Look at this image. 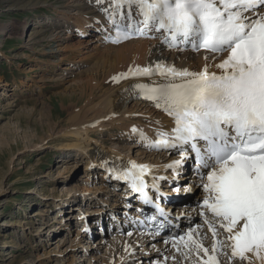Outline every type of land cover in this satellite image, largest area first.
<instances>
[{
  "label": "rangeland",
  "instance_id": "374dc122",
  "mask_svg": "<svg viewBox=\"0 0 264 264\" xmlns=\"http://www.w3.org/2000/svg\"><path fill=\"white\" fill-rule=\"evenodd\" d=\"M85 1L0 0V264H106L109 253L112 264H179L175 261V256L180 254L179 246L174 247L173 239L166 238V234L159 233L153 239L147 238L143 244L141 241L135 244V233L129 232L132 226L123 229L125 223L133 220L129 214L120 212L128 197L117 194L123 195V185L103 183L101 168L91 169L73 149L59 148L74 138L60 136L71 122L72 100L78 99L75 111H81L90 98L88 93L81 96L82 82L94 78L95 82H91L97 86L104 81V72L96 63L102 50L108 44L119 49L121 44L136 39V44H142L150 51L158 37L150 34L112 43L105 39L112 30L97 22L98 12ZM79 5L89 12L83 11V22L74 26L75 15L81 12L77 9ZM65 14L74 22L72 29H56L54 24L62 22ZM89 17L90 22H87ZM4 25L7 27L2 29ZM149 51L145 54L151 60L153 55ZM172 54L165 55L164 59L170 62ZM225 54L216 59L215 64ZM137 64L135 57L130 60L129 67L135 68ZM143 78L128 77L112 84L109 81L105 87L110 89L116 83L128 84L129 80L137 82ZM99 94L102 93L97 92ZM134 101L126 102L129 113L134 111ZM141 112L163 118L157 111ZM132 117L126 115L122 120L112 122L105 118L103 129L94 131L89 139L136 162L154 164L155 158L161 155L157 159L163 162L172 155L178 156L176 151L150 149L141 143L133 128L146 134L150 131L149 125L139 121L135 114ZM152 159L155 161L150 162ZM166 171L168 176L174 174L171 169ZM163 175L165 173L160 172L159 177ZM112 179L115 180L113 176ZM190 179L188 170L180 183L182 181L187 187ZM112 203L117 206L111 207ZM187 205L192 208L197 204ZM191 208L179 214L183 222L178 221L176 225L192 229L202 223L199 212H193ZM129 212L139 211L132 208ZM101 214L107 215V222L113 224L110 229L98 222L97 217ZM124 216L126 222L122 219ZM87 218L94 219L92 228L84 225L85 231L81 233L82 228L77 235V228ZM117 224H121L120 229L112 231ZM105 228L107 234H104ZM117 233L121 238L113 239ZM198 236L203 238L200 233ZM166 241L171 250L164 252L162 242ZM202 242L209 249L204 239ZM86 243L89 247L85 249ZM234 259L241 260L239 257ZM222 261L220 264H227Z\"/></svg>",
  "mask_w": 264,
  "mask_h": 264
},
{
  "label": "snow or ice",
  "instance_id": "6c2138e0",
  "mask_svg": "<svg viewBox=\"0 0 264 264\" xmlns=\"http://www.w3.org/2000/svg\"><path fill=\"white\" fill-rule=\"evenodd\" d=\"M112 32L105 37L113 43L156 33L169 49L203 50L219 59L209 71L207 62L199 71L177 68L162 61L146 67H129L113 80L145 77L149 83H135L126 91L151 102L174 121L170 132L156 130L151 140L133 128L141 143L150 149L176 151L179 159L165 165L177 169L187 160L194 161V174L206 195L200 206L212 214L205 218L213 233L211 254L193 229L173 236L174 247L203 253L198 264H220L224 241L217 239L213 220L228 233L231 256L252 264L251 254L264 264V0H96ZM107 4L105 7L104 5ZM153 76L159 79L151 80ZM159 124V121H156ZM153 165L128 161L117 171L144 203H155L146 189L156 190L158 179L149 185L146 175ZM191 187L183 191L190 192ZM181 191V189H177ZM206 216L204 211L199 213ZM162 229L171 221L169 213L156 205L150 219ZM199 228V226H197ZM159 234V232H157ZM167 243V241H166Z\"/></svg>",
  "mask_w": 264,
  "mask_h": 264
},
{
  "label": "bare ground",
  "instance_id": "6f19581e",
  "mask_svg": "<svg viewBox=\"0 0 264 264\" xmlns=\"http://www.w3.org/2000/svg\"><path fill=\"white\" fill-rule=\"evenodd\" d=\"M85 2L90 4L89 6L94 7L93 8L94 11L98 12L99 17H97V18H99V19L97 22H100L102 24V27L110 28L107 20L102 17L103 14L100 11V6L97 5V3H96V0H86ZM104 6L106 7L107 4H105ZM77 9L81 11V12L78 11L80 13H78V15H75V22L77 24L75 23V25H74V22H72L73 20L71 21L70 17L67 14H65L62 17V20H61L62 22L57 21L56 24H54L56 29H60V27L72 29L73 25L78 26L79 22L80 23L83 22V18H85L84 17L85 13L83 11H86V12H89V11L87 10L86 7L80 6V5L77 6ZM261 11H264V10H261ZM87 22H90V17H89V19L87 18ZM42 24H45V22H42ZM6 27L7 26L4 25L1 28L3 29ZM157 36L158 37L155 41V44L153 45V47L151 48L150 51H149V48H146V46L143 47L142 44H136L135 43L136 39L132 40L130 42L121 44L120 46H118V47H120L119 49L116 48V46H113L112 44H108L105 47V49L102 50L103 52H101L100 58H98L96 61V63L100 64L99 68L101 69V71L104 72V81H101L100 84L97 83V86H94V82H95L94 78L87 79L85 81V83L82 82V85L79 89L80 94L82 96L83 94L86 95V93H88V96L90 98L88 99L87 104L82 107L83 109L81 111H75L76 109H78L77 108L78 99H75V101L72 100V102H74V103L71 105L72 110H70V113H69L70 114L69 119L71 122H70V124H68L66 126L65 130L61 132L60 136L61 137L74 136V138L67 140L66 143L64 144V146L59 147V148L63 149V150H72L73 149L75 152H77L80 155L79 156L80 158L83 157L85 159L84 160L85 165L89 166L91 169H96V166L101 168L102 172H101L100 178L103 180V183L104 182L105 183L111 182V183H113V186H114L115 185L114 183H116V181H113L111 177L113 174H115V173L117 174V171H115V170H119L122 165H127L128 161H135V160H132L130 158H126V156L123 154L120 155L118 151H115V150L112 151V149H110V148L103 147V143H98L96 141L89 139L91 134L94 133V131L97 132V131H101L103 129V126L105 125L103 120L105 118H108L109 121L112 122V121L122 120L123 118H125L126 115H130L131 118H133L132 115L135 114V116H137V119L139 121L148 123L150 131H148V132L145 131V132L148 135L149 139L151 138V140H155L157 138L155 135L157 129H161L163 131L170 132L172 127H174L173 119L171 117H169L166 113H164L161 109H157L151 102L146 101L143 98H136L135 96L131 95L129 91H126V89H128L129 86L132 84L149 83L150 80L148 78H143L137 82H132L131 80H129L128 84L127 83H121V84L116 83L112 87H110V89L105 87L106 83H108L109 81H110V84H112L113 82L115 83L116 80H113V77L117 76V73L119 71L122 72L124 70H128L127 68L130 66V60L135 59V57L138 59L137 66L140 65V67H142V68L149 66V65H154L158 61H162L165 64L174 65L177 68H188L189 70H200L204 66V64L207 62V64L209 65V71H217V72L219 71L218 69L214 68L216 62H215V60H213L211 58V56H209L208 60L205 61L206 53L203 50L193 54L189 48H186L185 50H182V51H179L178 49H175V48L169 49L166 45L161 43V37L159 35H157ZM148 51H149V53L151 52V55H153V58L151 60H148L149 56L145 54ZM179 52H181L179 57L176 60H174L175 55ZM169 53H173L172 54L173 57H170L171 61L167 62L164 58ZM137 55H139V56H137ZM224 56H226V54ZM196 66H199V68L196 69ZM108 67H109V69L107 70ZM122 73H126V72H122ZM157 79H159V77L151 78V80H157ZM91 81H94V82H91ZM97 92H100L102 94L97 95ZM131 98L135 99L134 105H133L134 111L133 112L131 111V113H129L128 112L129 109L126 105V102L128 101V99H131ZM141 110H145V113H146V111H148V112L151 111L153 113H154V111H157V114H159V115L162 114L163 118H161V117L156 118L155 116L150 117L149 115L142 113ZM150 114L152 115V113H150ZM162 120H164L165 122ZM156 121H159L160 123L157 124ZM150 122H152V124ZM161 156L155 158L156 162L154 164H150L146 161H139V162L135 161V162L137 164H150V165L155 166L154 169L153 168L151 169V174L148 177L149 181L147 183L149 185H151V183H152V177L153 176L159 177L160 172L165 173V175L162 176V177H164V179H158L156 181V183L159 186V192L162 194V196L168 195L170 197V201L168 202V205L165 206L166 210H168L165 212L169 213L170 218L169 217L168 218L171 220H174L175 223H177L178 221L183 222L182 218L179 217V214L182 213L184 210L187 211V209L191 208V207H188L187 204L192 203V204H197V205H194L195 207L193 206L191 208L193 212L198 211L200 213L201 211H204L206 213V216H201L203 222L205 221L206 217L213 219L212 214L210 212H207L206 209H204L202 207L198 208V203L202 202L206 193L204 192L202 187L199 186L200 181H199V178L195 174H192V173L190 174L191 179H190V182L187 186V187L192 188V190H191L192 192L183 191V189L187 188V187L185 186V184H182V181L180 183V180L183 177L184 171L188 168V160L182 166L179 167L180 169L178 168L179 175H175L172 173L171 176H168L165 165L170 163L173 160L179 159V155L178 156L168 155V157L171 156V158L168 159L166 162H163L161 159H157V158H160ZM153 160L154 159H152L150 162H153ZM153 170H154V172H153ZM103 178H105V179H103ZM166 178H167V180H165ZM178 188L181 189V191H177ZM124 191H126V192H124ZM124 191H123V195H121L120 193H117L118 196H120V197L128 195L127 199L124 202L125 204L122 203L124 208L120 212L122 215L124 213L129 214V216L133 217V220L131 221V223H130V221H128V223L127 224L125 223L122 227H123V229H125L126 226L131 227V224H132V226L134 228L132 230H130L129 232L135 233L134 234L135 235V239H134L135 244L137 241H141L143 244V241L145 242V240H147V238L153 239L156 237V232L154 231V229L155 230H158V229L156 227H153V225L159 223L164 218L159 217L158 220H156V221H153V222L146 221V223L144 222V219H143L142 226H145V227L152 226V227L148 228L149 230L140 229V228H142V226H140L138 224V220H135V219H139L140 216L138 214H134L133 212H129V210L135 206L137 208L142 207L138 203H136V201H138L139 197L137 194H135V192H133L132 190H130L128 188L125 189ZM146 191L148 194L151 195L152 198H156V190L155 189L148 188V189H146ZM197 196L201 200L196 198ZM159 199H161V195H160ZM117 204H119V203L117 202ZM117 204L112 203L111 207H115V206H117ZM148 212H151V210H148ZM36 214H38V213H36ZM106 216L107 215H105V214L104 215L101 214V215H99V217H97V219H98V222H100L105 227L110 229V226L112 227L113 224L107 222L108 219ZM122 219L124 220V222H126V220H127V218L125 216L122 217ZM93 220L94 219H88V218L83 219V221H84L83 225L79 226L77 228V235H79L80 230L84 227V225H87V227H89L91 229L93 226ZM117 225L115 226V228L112 231H114L115 229H120L121 224H117ZM213 226H219V225L216 224L215 221L213 220ZM183 227H181V229H180V228H177L175 226H171L168 224L162 229L166 230V235H167L166 238L172 239L173 236H176V235H177V237L185 235L189 231V229H191L190 226H187L186 228H183ZM84 228H83V231H81V233H83L85 231ZM192 228H194V227L192 226ZM205 228L201 223L199 225L198 229L200 230V232L202 234V237H203L202 239H204L207 242V246L209 247L210 254H211V246L214 242L213 233L209 232L210 229H209L208 224ZM216 229H218V227H216ZM103 232H104V229H103ZM90 233H92V231ZM105 233L107 234L106 228H105L104 234ZM118 233H117V236L113 237V239L118 240V238H121V236L118 235ZM182 233H184V234H182ZM88 234L89 233L86 232V235H88ZM217 235H218V239L221 241H224V244H225V247L223 249L225 254L219 255L220 263L223 260L222 263L224 262V263L228 264V260H226V258H227L226 255L229 254L231 256V249H230V247H227V245L231 243L230 241H228L226 239L228 236V233L224 232L223 229L220 230V228H219V230H217ZM92 236H94V235H92ZM171 239H169V240H171ZM198 241H199V239H198ZM162 244H163V249L165 248L164 252H166L167 250H169L171 248V247H168L170 245L168 242L167 243L162 242ZM178 246H179V249H177V251L180 253L178 256H182V257L179 258L178 256H175L173 254L175 256V261L179 262V264H182L184 261L186 262V264L188 262H189V264H198V260L201 258L196 259V258H193L191 256L192 254H197V252L194 250V246H193V250H191V251L189 250V248L184 247L183 242H179ZM88 247H89V243H86L85 249ZM143 250H145V249H143ZM227 250H228V252H227ZM145 252H147V251L145 250ZM174 253H176V252H174ZM110 254L111 253H109L107 255L106 264H112L113 263L111 261L112 257L110 256ZM247 255L249 256V259L251 260L252 264H261V262L257 261L256 258L254 256H252L251 254H247ZM198 256L201 257V254L199 253ZM183 257H185L187 260H184ZM202 257L204 259H206V257H204V255ZM232 264H248V261L247 260H243V261L238 260L237 261L236 259H234V261H232Z\"/></svg>",
  "mask_w": 264,
  "mask_h": 264
}]
</instances>
